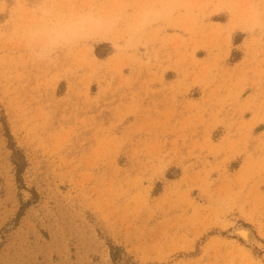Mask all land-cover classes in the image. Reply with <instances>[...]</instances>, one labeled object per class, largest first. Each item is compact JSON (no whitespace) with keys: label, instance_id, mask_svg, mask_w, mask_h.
I'll use <instances>...</instances> for the list:
<instances>
[{"label":"rangeland","instance_id":"obj_1","mask_svg":"<svg viewBox=\"0 0 264 264\" xmlns=\"http://www.w3.org/2000/svg\"><path fill=\"white\" fill-rule=\"evenodd\" d=\"M227 2L50 65L0 12V264H264V36Z\"/></svg>","mask_w":264,"mask_h":264},{"label":"clouds","instance_id":"obj_2","mask_svg":"<svg viewBox=\"0 0 264 264\" xmlns=\"http://www.w3.org/2000/svg\"><path fill=\"white\" fill-rule=\"evenodd\" d=\"M181 0H31L25 9L20 0L8 8L11 34L33 64L50 65L62 54L80 46L103 42L118 54L133 55L146 47V37L181 11ZM235 8L232 0L222 5ZM240 31L264 36V0H250Z\"/></svg>","mask_w":264,"mask_h":264},{"label":"bare ground","instance_id":"obj_3","mask_svg":"<svg viewBox=\"0 0 264 264\" xmlns=\"http://www.w3.org/2000/svg\"><path fill=\"white\" fill-rule=\"evenodd\" d=\"M243 229H244V228H242V232L244 233V235L247 234L248 231H246V229H245V230H243ZM240 234H241V232H240ZM245 236H246V235H245Z\"/></svg>","mask_w":264,"mask_h":264}]
</instances>
